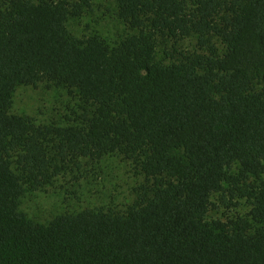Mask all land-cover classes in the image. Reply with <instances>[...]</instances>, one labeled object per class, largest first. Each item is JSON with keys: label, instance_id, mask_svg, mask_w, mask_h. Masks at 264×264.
<instances>
[{"label": "trees", "instance_id": "1", "mask_svg": "<svg viewBox=\"0 0 264 264\" xmlns=\"http://www.w3.org/2000/svg\"><path fill=\"white\" fill-rule=\"evenodd\" d=\"M97 1L0 0V264H264V0H114L138 31L114 48L68 29ZM42 84L79 98L67 125L10 113ZM114 154L145 178L125 213L19 211L26 185ZM215 196L250 211L209 221Z\"/></svg>", "mask_w": 264, "mask_h": 264}, {"label": "rangeland", "instance_id": "2", "mask_svg": "<svg viewBox=\"0 0 264 264\" xmlns=\"http://www.w3.org/2000/svg\"><path fill=\"white\" fill-rule=\"evenodd\" d=\"M39 2V0H31ZM74 6L78 0H67ZM69 31L78 38L99 36L111 47H116L124 39L138 34L119 17L118 5L114 0H101L85 9L81 17H71ZM221 48L220 42L214 40ZM184 50H199L197 35L181 44ZM165 58L163 50L158 52V60ZM13 116L34 121L37 125H67L79 113V98L70 95L63 88L18 86L12 95ZM49 145L52 157H56ZM16 170V165H14ZM236 169H233L235 173ZM264 180V174H263ZM145 178L135 171L134 164L119 154L109 155L99 161L82 160L80 167L70 164L68 169L52 180L44 188L33 189L25 186V194L20 199L19 211L39 225H48L56 217L77 214L89 209H114L125 213L137 200L138 188ZM215 207L207 216L209 221H227L228 218L244 216L250 211L245 201L237 208L226 207L213 198ZM229 208V209H228Z\"/></svg>", "mask_w": 264, "mask_h": 264}]
</instances>
